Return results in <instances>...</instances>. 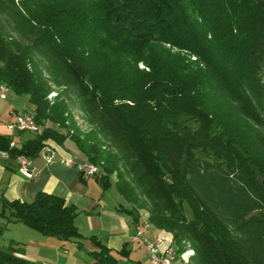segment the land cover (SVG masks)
I'll return each instance as SVG.
<instances>
[{"label":"trees","instance_id":"16d2710c","mask_svg":"<svg viewBox=\"0 0 264 264\" xmlns=\"http://www.w3.org/2000/svg\"><path fill=\"white\" fill-rule=\"evenodd\" d=\"M0 82L50 124L0 151L70 139L186 264H264V0H0ZM75 214L0 197V240L20 222L79 241ZM22 254L11 240L0 264H36Z\"/></svg>","mask_w":264,"mask_h":264},{"label":"crops","instance_id":"0c3cea01","mask_svg":"<svg viewBox=\"0 0 264 264\" xmlns=\"http://www.w3.org/2000/svg\"><path fill=\"white\" fill-rule=\"evenodd\" d=\"M13 110L32 114L34 106L27 95L23 97L9 89L6 98L0 100V135L12 137L14 144L21 146L34 134L8 129ZM48 143L58 159L73 156L77 161L86 160L70 139L61 144L53 140ZM32 164L35 174L25 177L18 170L16 158L0 154V197L8 201H31L41 191L56 194L76 209L74 224L81 237L79 241H61L20 222H10L4 231L8 234L3 247L11 240L21 243L22 257L36 264H151L146 242L152 236H164L172 246V235L152 225L136 238V228L147 221L148 213L128 212L133 206L116 189L114 176L104 186L98 175L82 174L75 165L58 160L47 163L39 155L32 158ZM173 262L185 264L176 253Z\"/></svg>","mask_w":264,"mask_h":264},{"label":"built area","instance_id":"2783aa9c","mask_svg":"<svg viewBox=\"0 0 264 264\" xmlns=\"http://www.w3.org/2000/svg\"><path fill=\"white\" fill-rule=\"evenodd\" d=\"M8 90V86L0 82V100H4L6 98ZM11 114L13 116V121L7 125L11 132L28 131L40 134L44 129L42 125L36 123L32 114L21 110H13ZM10 146H14L13 140L10 141ZM0 154L4 157L8 156L6 151H0ZM37 155L42 157L47 163L58 160L66 165H75L78 171H82L86 175L95 176L101 172L98 165L86 160L77 161L76 157L73 156L58 159L55 150L47 144L41 147ZM16 159L18 162V170L23 176L32 177L35 174L36 170L32 164V159L24 155H19ZM148 226H150L148 221H145L143 225L137 226L136 238H139L143 233V229ZM146 247L150 256L151 264H174L173 260L175 258V254L173 250H171L170 244L164 239V236H152L146 242Z\"/></svg>","mask_w":264,"mask_h":264},{"label":"rangeland","instance_id":"374dc122","mask_svg":"<svg viewBox=\"0 0 264 264\" xmlns=\"http://www.w3.org/2000/svg\"><path fill=\"white\" fill-rule=\"evenodd\" d=\"M164 47L166 48V50H169V51H172V52L180 51L177 48H173L172 46H170L168 44L164 45ZM139 67L140 68H145L143 64H140ZM57 95H58L57 89L52 87V92L48 95V99L53 101L57 97ZM21 96L25 97L26 95H21ZM71 113H72L76 123L81 127V130L87 131L89 129V126H87V127L84 126L85 125V122H84V119H83L84 117H83V114L79 111V109L71 108ZM49 125H50L49 123H46V125H44V127L49 126ZM187 214H188V216H190L191 213L187 210ZM6 234H8V233H4L2 239L0 240V248H3V245L6 243V240H4V238H6V236H7ZM184 254L186 256L188 254V256H189L191 254V251L190 252L186 251V252L182 253L180 255V257H182ZM188 256H187V260L189 261V257ZM184 258H186V257H184Z\"/></svg>","mask_w":264,"mask_h":264},{"label":"bare ground","instance_id":"6f19581e","mask_svg":"<svg viewBox=\"0 0 264 264\" xmlns=\"http://www.w3.org/2000/svg\"><path fill=\"white\" fill-rule=\"evenodd\" d=\"M171 247V250H173V252H174V254H175V250H174V248L172 247V246H170ZM189 251V250H188ZM190 252V251H189ZM191 253H192V251H191ZM187 256H188V254H187ZM187 256L184 254L181 258H182V260H183V262L186 264L187 262H188V260H187ZM184 257H186V258H184ZM189 257V256H188Z\"/></svg>","mask_w":264,"mask_h":264}]
</instances>
